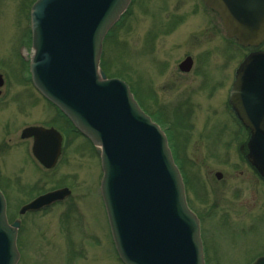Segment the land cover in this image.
I'll return each mask as SVG.
<instances>
[{
	"label": "rangeland",
	"instance_id": "374dc122",
	"mask_svg": "<svg viewBox=\"0 0 264 264\" xmlns=\"http://www.w3.org/2000/svg\"><path fill=\"white\" fill-rule=\"evenodd\" d=\"M36 1L0 0V187L10 222L22 220L18 264H123L100 193L97 149L38 93L28 75L30 9ZM202 4L132 0L105 39L101 66L109 78L126 82L147 114L175 139L186 198L201 217L206 264H251L264 255V182L239 164L237 133L220 114L231 72L244 52L226 54L223 26ZM188 56L198 64L183 73L179 65ZM222 75L226 83L214 88ZM29 126L64 133L54 170L40 166L31 144L22 142ZM64 187L71 191L66 201L19 214L37 196Z\"/></svg>",
	"mask_w": 264,
	"mask_h": 264
},
{
	"label": "water",
	"instance_id": "95a60500",
	"mask_svg": "<svg viewBox=\"0 0 264 264\" xmlns=\"http://www.w3.org/2000/svg\"><path fill=\"white\" fill-rule=\"evenodd\" d=\"M204 3L243 47L264 42V0ZM130 4L131 0H38L31 9L28 75L36 89L98 147L101 195L121 261L205 264L200 222L188 207L166 135L142 111L129 86L109 79L100 69L104 40ZM3 85L0 76V88ZM230 103L252 131L248 159L264 180V52L245 59ZM22 137L34 138L33 154L45 168L56 165L62 143L56 130L30 127ZM70 194L63 189L40 196L21 214L49 207ZM19 228V221L9 224L0 192V264H18ZM254 264H264V257Z\"/></svg>",
	"mask_w": 264,
	"mask_h": 264
},
{
	"label": "flooded vegetation",
	"instance_id": "af4514ba",
	"mask_svg": "<svg viewBox=\"0 0 264 264\" xmlns=\"http://www.w3.org/2000/svg\"><path fill=\"white\" fill-rule=\"evenodd\" d=\"M201 2L203 3L202 5H203V8L206 10V11H209L210 13H211V11L210 10H208L206 7H205V5H204V2H203V0H201ZM213 13V12H212ZM216 18L218 19V17L216 16ZM223 30V33H224V37H225V40L223 41V43H224V50H225V52H226V54H228V53H231V52H233V51H238V52H240V53H243L244 52V55H243V58H242V60H241V62H240V64L238 65V67L237 68H235L234 70H232V72H231V74H232V82H231V86H230V89H229V91L227 92V94H226V96H225V100H224V103H223V109L220 111V114H221V112H223V114L230 120L229 122H231L232 124H233V126H234V130H235V133H237V136L235 137L236 138V144H237V153H238V155H239V158L237 159L238 160V162H239V164L240 165H242V166H245L246 167V169L247 170H249V171H252V172H254L256 175H257V177L262 181V182H264L263 181V179L258 175V172L255 170V168L251 165V162L249 161V159H248V157H249V155H250V148H249V144H250V142L252 141V138H253V134H252V131L248 128V127H246L245 126V124L243 123V121H242V119L238 116V115H236L235 113H234V111H233V109H232V107H231V105H230V102H229V100H230V94H231V89H232V87H233V84H234V81H235V77H236V72H237V70H238V68H239V66L242 64V62L246 59V57H248L250 54H252V53H255V52H258V51H264V50H261V49H259V48H242V47H240L238 44H237V42L235 41V40H233V39H230V38H228V36H227V33L225 32V30L224 29H222ZM223 36V35H222ZM198 64L197 62H194V59L192 58V56H188L180 65H179V69H180V71L181 72H183V73H189L190 71H192V69H194V68H196L197 67V65L196 64ZM188 64H190V66L188 67V68H186V67H184L185 65H188ZM205 63L203 62H201V64H200V70H201V67L204 65ZM195 66V67H194ZM205 76H207L206 75V71H205ZM204 76V79H205V81H204V83H206V77ZM217 80V79H216ZM208 81V80H207ZM224 83H226V80H225V77H224V75H222L221 76V78H220V80L218 81H215V87L214 88H216L217 87V85H224ZM144 109V108H143ZM144 111L147 113V111L144 109ZM59 112V111H58ZM59 114L61 115V116H63L60 112H59ZM64 117V116H63ZM65 118V117H64ZM158 120H159V122L160 123H162V120H161V118H158ZM160 127H161V125L160 124H158ZM30 127V126H29ZM44 128H47V129H50V128H54V127H46V126H43ZM26 128H28V127H26ZM25 128V129H26ZM162 128V127H161ZM216 128H217V126H216ZM225 128V127H224ZM54 129H56L61 135H62V138H63V143H62V150H61V156H62V153H63V147H64V142H65V135H64V133L61 131V130H59V129H57V128H54ZM24 130V129H23ZM23 130H22V132H23ZM221 130H224V129H221ZM164 132L166 133V135H167V138H168V141H169V145H170V147H171V150H172V152H173V156H174V159H175V161H177L178 160V154L180 153H175L174 152V148H175V146H173L172 145V142L174 143V145H175V142H174V138L172 139L171 137H170V135H169V133H168V131L166 132L165 130H164ZM228 132V131H227ZM227 132H222V134H223V137L220 139V143L221 142H223L224 141V139L225 138H227V135L229 134V132L227 133ZM21 140H22V142L23 143H28V144H31V147L33 146V144H34V138H23L22 137V133H21ZM177 149V148H176ZM61 156H60V158H61ZM60 158L58 159V162H59V160H60ZM58 162H57V164H58ZM57 166V165H56ZM55 169V168H54ZM54 169H52V170H54ZM52 170H48V171H52ZM218 175H220L221 177L219 178L218 177ZM216 177L218 178V179H222V177H223V174L222 173H219V172H217L216 173ZM64 188H66V187H64ZM61 189H63V188H61ZM0 190L2 191V193L4 194V192H3V190H2V188L0 187ZM57 190H59V189H57ZM55 191V190H54ZM51 192V191H50ZM48 193V192H47ZM45 194V193H44ZM5 195V194H4ZM41 195H43V194H41ZM41 195H39V196H41ZM38 197V196H37ZM36 197V198H37ZM71 197V196H70ZM34 200V199H33ZM33 200H31V201H33ZM67 200V199H66ZM65 200V201H66ZM31 201H29L28 203H30ZM27 203V204H28ZM26 205V204H25ZM56 205V204H55ZM54 206V205H53ZM53 206H51V207H53ZM23 207V206H22ZM21 207V208H22ZM51 207H49V208H45V209H43V210H40V211H38V212H41V211H44V210H47V209H50ZM21 208H20V210H21ZM33 213H37V212H32V213H30V214H33ZM19 214H20V211H19ZM28 213H26V215H27ZM199 217V216H198ZM17 220H20V219H16V220H14V221H17ZM200 220H201V217H200ZM20 222H21V227H22V220H20ZM262 256V255H261ZM257 258H259V257H257ZM256 258V259H257ZM255 259V260H256ZM254 260V261H255ZM253 261V262H254ZM252 262V263H253Z\"/></svg>",
	"mask_w": 264,
	"mask_h": 264
},
{
	"label": "trees",
	"instance_id": "16d2710c",
	"mask_svg": "<svg viewBox=\"0 0 264 264\" xmlns=\"http://www.w3.org/2000/svg\"><path fill=\"white\" fill-rule=\"evenodd\" d=\"M103 68V67H102ZM104 70V69H103Z\"/></svg>",
	"mask_w": 264,
	"mask_h": 264
}]
</instances>
